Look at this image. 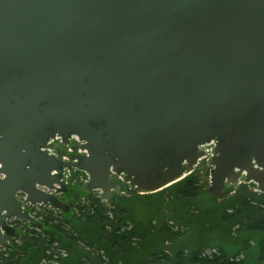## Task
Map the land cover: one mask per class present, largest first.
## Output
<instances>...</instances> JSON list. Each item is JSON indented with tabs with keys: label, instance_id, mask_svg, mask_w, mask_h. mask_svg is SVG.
I'll return each instance as SVG.
<instances>
[{
	"label": "water",
	"instance_id": "95a60500",
	"mask_svg": "<svg viewBox=\"0 0 264 264\" xmlns=\"http://www.w3.org/2000/svg\"><path fill=\"white\" fill-rule=\"evenodd\" d=\"M207 144L210 196L264 194V0H0V249L11 219L41 228L24 204L68 212L65 172L153 194Z\"/></svg>",
	"mask_w": 264,
	"mask_h": 264
},
{
	"label": "trees",
	"instance_id": "16d2710c",
	"mask_svg": "<svg viewBox=\"0 0 264 264\" xmlns=\"http://www.w3.org/2000/svg\"><path fill=\"white\" fill-rule=\"evenodd\" d=\"M208 169L202 163L180 181L153 194L137 195L124 187L130 197L158 200L156 216L152 213L146 219L137 216L129 198L122 195L103 202L99 194L84 191L82 184L68 187V195L76 193L81 201L69 205L67 213L40 208L32 215L40 229L15 222L19 234L10 236L9 248L0 251V264H254L247 258V244L236 243L228 251L222 247V237L231 238L230 230L235 228L236 232L241 226L249 233H264V194L251 191L249 187L254 186L249 183L238 185L234 192L227 188L218 197L210 196L206 191ZM78 177L85 180L82 173L70 172L71 179ZM201 197L214 202L210 209L194 215L187 212L190 207L197 209ZM164 209L166 218L196 231L198 239L193 247L185 250L177 244L186 231L174 233L166 224H159V217H164L159 212ZM206 237L213 241V247L203 244ZM216 237L222 241L214 240ZM133 239H140L136 247ZM164 241L171 246H163ZM261 244L257 240L258 261L263 253Z\"/></svg>",
	"mask_w": 264,
	"mask_h": 264
},
{
	"label": "rangeland",
	"instance_id": "374dc122",
	"mask_svg": "<svg viewBox=\"0 0 264 264\" xmlns=\"http://www.w3.org/2000/svg\"><path fill=\"white\" fill-rule=\"evenodd\" d=\"M202 163L207 165V159H205V158L201 159L200 161H198V164L196 166H200ZM206 181H207V185H208V180L206 179ZM66 182L68 184V187H75V186H78L79 184L83 185L84 180H83L82 177L72 178L71 179L70 178V174H67ZM240 184H242V183H240ZM240 184H238V185H240ZM245 185H247V184H245ZM225 189H227V188H225ZM249 189L251 191H254V189L251 188V187H249ZM69 193L70 192L68 191L67 194L62 195V199L66 203H68V205H70L72 207L75 203L81 201V198H79L76 193L71 192L72 194L68 195ZM95 193L99 194L98 192H95ZM228 194H230V193H228ZM116 195H122V196H124L126 198H129L130 201H128V203L132 204V208L134 209V213L137 214V216H140V217H142L144 219L148 218V216H150L152 213L155 214V216H156V213H155V211H157L156 210V206H157L156 204H158V200H156V198H148V199H145V198H133V197L128 196L126 194V191H124V190H122V192L120 194H116ZM225 197H227V196H225ZM218 202H219V200H217L215 203H218ZM212 204H214L213 201H210L208 199H204V197H201L197 201V209L198 210L197 209H193L192 210V208L190 207V209H188L187 212H189L190 214H193V215L194 214H198V213H200L203 210L210 209L209 206L212 205ZM37 208H39V207H33V209L31 210L30 213L33 215L36 212H38ZM164 212H165V209L162 212L161 211L159 212V214H163L164 215V217H162V218L159 217V224H161V223L166 224V226H169L171 231L174 232V233L175 232L181 233L183 231L184 232L186 231L184 236L181 238L182 240L179 243H177V244L182 245L181 247L184 246V249L187 248V247H193L194 244H195V241L198 239V238L195 239L196 238V231L195 230H190L187 227L188 224H184V223L182 224V223H179L176 220H171L170 218H166ZM128 227H130V226H128ZM16 232L19 234L18 230ZM230 234H231L230 235L231 238L222 237V238H224L223 239L224 243L222 245V247L224 249L229 251L230 249H233L236 246V243H238L240 245L242 243L244 245L247 244L248 245L247 246L248 249L246 251V254H247V258L249 259V261H252L254 264H264V247H263V253H261V259H260L261 262L258 261L257 249H256L257 248V246H256L257 240H260V242L262 243L261 245L264 246V233H255V232H250L249 233V232L244 230L243 226H241V227L236 228V232H235V228L231 229L230 230ZM209 238L210 237H206V240L203 242V244L205 246H208V247H213V246H210V244L213 241H210ZM171 240L173 241V239H171ZM214 240H217L218 242H220L221 239L219 240V238L216 237ZM138 242H140V239H135L133 241V243H132V246L136 247L137 246L136 244H138ZM218 245L220 246L221 243H218ZM163 246H165V247L171 246V242L168 243V242L164 241L163 242ZM206 253H209V250H205V254ZM158 264H161V263H158Z\"/></svg>",
	"mask_w": 264,
	"mask_h": 264
},
{
	"label": "built area",
	"instance_id": "2783aa9c",
	"mask_svg": "<svg viewBox=\"0 0 264 264\" xmlns=\"http://www.w3.org/2000/svg\"><path fill=\"white\" fill-rule=\"evenodd\" d=\"M76 143H77V139L75 137L71 136L68 139V144L65 146H62L61 142H60V138L57 136H54L52 139H49V141L47 142L49 148H46V153L49 155H54L56 151H61L62 152V157H61L62 161H73L74 156L85 154L84 151L80 150L76 146ZM211 146H212L211 144H207L204 146V151L207 154L205 159H207V157L209 156ZM67 174H69V173L65 172L63 175L64 181H66ZM40 189L45 191V192H48V190L43 188V187H40ZM19 195L21 196L20 200H22L23 195L20 193H19ZM25 205H27V204H25ZM30 207H38V206L35 205V206H30ZM30 215L32 216V214H30Z\"/></svg>",
	"mask_w": 264,
	"mask_h": 264
},
{
	"label": "flooded vegetation",
	"instance_id": "af4514ba",
	"mask_svg": "<svg viewBox=\"0 0 264 264\" xmlns=\"http://www.w3.org/2000/svg\"><path fill=\"white\" fill-rule=\"evenodd\" d=\"M68 185V184H67ZM67 192H68V189H67ZM66 192V193H67ZM66 193H64V194H66ZM64 194H58L57 195V198L60 200V201H62L63 203H65L66 205H68V203H66L63 199H62V195H64ZM16 198L18 199V201H20V199H21V196L19 195V194H16ZM69 206V205H68ZM23 207V209L24 210H26V212L30 215L31 213V210L33 209V207H30L29 205H23L22 206ZM39 208H37L38 209V211L40 212L41 210H40V208H42V207H46V208H49V207H47V206H38ZM69 208H70V206H69ZM49 209H51V208H49ZM54 210V209H53ZM57 211H59V210H57ZM69 211V210H68ZM37 213V212H36ZM31 216V215H30ZM33 217V216H32ZM37 222H38V220L36 219V218H34ZM15 222H22V221H18V220H14V219H11L9 222H8V226L9 227H11L12 229H13V234H12V236L13 235H15L16 234V231H17V228H16V225H15ZM23 223H25V222H23ZM41 225V224H40ZM30 227V226H29ZM11 236V237H12ZM8 239H9V237H8ZM0 251H2V249H0Z\"/></svg>",
	"mask_w": 264,
	"mask_h": 264
}]
</instances>
